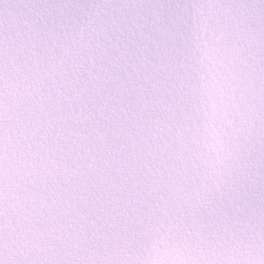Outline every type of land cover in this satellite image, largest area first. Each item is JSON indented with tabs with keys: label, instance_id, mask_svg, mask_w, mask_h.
<instances>
[{
	"label": "snow or ice",
	"instance_id": "6c2138e0",
	"mask_svg": "<svg viewBox=\"0 0 264 264\" xmlns=\"http://www.w3.org/2000/svg\"><path fill=\"white\" fill-rule=\"evenodd\" d=\"M0 264H264V0H0Z\"/></svg>",
	"mask_w": 264,
	"mask_h": 264
}]
</instances>
